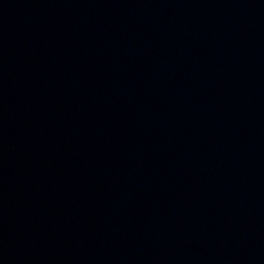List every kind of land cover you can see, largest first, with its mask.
I'll use <instances>...</instances> for the list:
<instances>
[{
    "label": "water",
    "instance_id": "water-1",
    "mask_svg": "<svg viewBox=\"0 0 264 264\" xmlns=\"http://www.w3.org/2000/svg\"><path fill=\"white\" fill-rule=\"evenodd\" d=\"M0 264H264V0H0Z\"/></svg>",
    "mask_w": 264,
    "mask_h": 264
}]
</instances>
